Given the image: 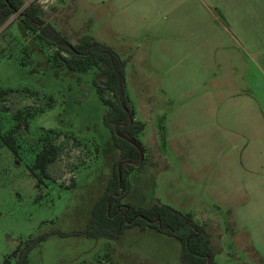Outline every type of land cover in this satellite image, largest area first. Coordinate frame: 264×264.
Wrapping results in <instances>:
<instances>
[{"label": "rangeland", "instance_id": "374dc122", "mask_svg": "<svg viewBox=\"0 0 264 264\" xmlns=\"http://www.w3.org/2000/svg\"><path fill=\"white\" fill-rule=\"evenodd\" d=\"M22 1L19 12L0 24V91L13 90L0 99V134L13 135L19 145L15 156L0 139V264L22 241L43 233L50 235L30 253L29 264H182L180 242L154 230L135 228V234L123 233L117 239L59 235L87 228L114 175L120 150L104 124L109 106L93 85L96 68L82 73L59 67L53 59L55 48L25 26L20 13L29 7L71 42L93 38L114 47L127 60L125 78L133 119L143 122L145 129L138 135L144 164L129 176L133 187L123 201L149 207L157 200L192 213L194 221L207 225L213 236L216 263L264 264V138L258 136L254 162H239L235 167L233 207L181 189L186 182L200 187L201 170L193 162L201 160H181L186 151L177 148L187 140L199 155L201 142L196 140L201 135L200 130L184 135L180 131V138L169 144L163 131L165 117L182 105L167 101L170 92L190 91L184 87V52L170 43L169 8L161 13L151 10L143 17L138 7L142 0H122L125 4L121 0ZM242 66V62L233 64L241 71ZM216 83L220 90V81ZM192 91L200 95L199 88ZM17 112L28 127L15 128ZM49 143L59 148V155L49 166V177L39 183L30 168ZM211 156L209 162L217 168L231 162L227 150ZM9 260L14 264L15 258Z\"/></svg>", "mask_w": 264, "mask_h": 264}, {"label": "crops", "instance_id": "0c3cea01", "mask_svg": "<svg viewBox=\"0 0 264 264\" xmlns=\"http://www.w3.org/2000/svg\"><path fill=\"white\" fill-rule=\"evenodd\" d=\"M138 7H142L139 12L143 17L149 16L151 10L161 13V9L168 7L172 12L168 23L171 46L176 47L175 50L179 46L184 52L187 79L184 87H190V91L184 95L170 92L167 101L182 105L165 117L163 131L171 144L175 138H180V131L184 135L200 130L201 136L196 140L201 142L199 155L194 154V145L187 140L177 150L186 151V155L180 154L181 160L192 157L201 160L193 164L201 170L202 182L200 187L186 182L180 188L185 189V193H201L202 198L208 196L221 202L220 206L231 208L236 197L233 182L238 174L235 169L239 162H254L259 148L258 136L261 140L264 138V0H142ZM182 8L180 14L178 9ZM241 62L242 71L234 69L233 64ZM235 75L238 80L234 79ZM216 80L221 83L220 90ZM170 86L176 87V84ZM197 88L200 95L193 94L192 90ZM196 103L199 105L195 106ZM219 149L227 150L231 162H223L217 168L209 160ZM236 189L239 191L241 186ZM155 203L159 201L155 200ZM135 228L141 230L137 226L128 227L123 236L135 234ZM150 230L154 229L141 231Z\"/></svg>", "mask_w": 264, "mask_h": 264}, {"label": "trees", "instance_id": "16d2710c", "mask_svg": "<svg viewBox=\"0 0 264 264\" xmlns=\"http://www.w3.org/2000/svg\"><path fill=\"white\" fill-rule=\"evenodd\" d=\"M22 6V0H0V24L19 12ZM20 15L25 26L34 31L40 41L55 48L53 59L59 67L82 73L96 68L93 85L103 104L109 106L104 115V124L111 130L115 145L120 150L114 175L108 181L104 194L96 202L87 228L71 233L58 232L59 235L84 234L87 237L117 239L128 227L137 226L141 230L151 228L180 242L182 264H220L215 261L211 233L206 225L196 223L191 213L181 212L162 203L145 208L123 201L131 190L129 176L138 164H144L139 150L129 140L136 141L144 150L138 135L145 129L143 122L133 119L135 110L127 93L125 78L127 60L114 47L93 38L79 43L71 42L53 24L39 16L33 7L23 10ZM11 92L12 89L1 90L0 99ZM107 93L112 96L109 97ZM21 117L22 113L17 112L16 129L29 126L27 120H20ZM0 139L15 156L19 155V145L13 135L0 134ZM58 155L59 148L53 143L47 144L37 153L30 169L39 183L43 182L44 177H49V166ZM49 235L43 233L22 241L4 259L3 264H9L10 258H15L14 264H29L30 253Z\"/></svg>", "mask_w": 264, "mask_h": 264}, {"label": "water", "instance_id": "95a60500", "mask_svg": "<svg viewBox=\"0 0 264 264\" xmlns=\"http://www.w3.org/2000/svg\"><path fill=\"white\" fill-rule=\"evenodd\" d=\"M131 144H133L140 152V155H141V160L144 159V150L142 149V147L134 140H129ZM120 168H121V165H119V178L121 179V172H120Z\"/></svg>", "mask_w": 264, "mask_h": 264}]
</instances>
